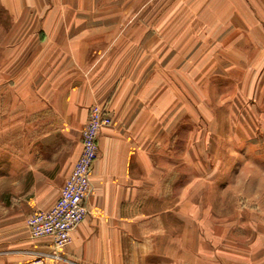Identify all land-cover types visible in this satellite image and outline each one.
<instances>
[{
	"label": "crops",
	"instance_id": "crops-1",
	"mask_svg": "<svg viewBox=\"0 0 264 264\" xmlns=\"http://www.w3.org/2000/svg\"><path fill=\"white\" fill-rule=\"evenodd\" d=\"M142 1L0 0V177L10 192L22 188L29 211L16 218L0 203V264H264V221L254 233L249 210L222 197L232 160L221 154L214 82L232 64L222 50L237 40V0H201L181 22L173 9L154 11L149 25ZM93 104L111 123L98 141L91 216L54 258L50 238H29L26 218L57 200ZM56 138L68 149L55 156Z\"/></svg>",
	"mask_w": 264,
	"mask_h": 264
},
{
	"label": "rangeland",
	"instance_id": "rangeland-1",
	"mask_svg": "<svg viewBox=\"0 0 264 264\" xmlns=\"http://www.w3.org/2000/svg\"><path fill=\"white\" fill-rule=\"evenodd\" d=\"M219 3L226 5L228 2L220 0ZM202 4L201 0H158L152 1L151 4L147 0L142 1L139 9L142 22L149 25L154 11L164 14L166 10L173 9L175 19L181 22L182 16L186 17L189 10L190 15L198 16L199 6ZM150 5H154V10H151ZM209 5L207 1L205 8L207 16ZM262 6L261 1L254 0L252 6L254 17H249L251 15L248 13L246 19L245 0H237L239 27L235 36L237 40L232 42L227 50H222V58H230L232 64L223 65L222 78L214 82L221 87L222 92L223 113L220 116L225 140L221 154L224 159L231 157L232 160L223 168L226 181L222 184L230 185L232 192L223 194L222 197L223 200L236 201L239 211L249 210L250 218L254 220V233L261 232V224L264 221V33L261 28L264 12ZM248 11L250 12V8ZM203 12L202 9L201 13ZM222 36L229 37V34L222 33ZM231 37L233 35L229 38ZM228 45L229 40L226 46ZM0 117L1 121L5 120V114ZM229 121L231 126L228 124ZM4 135L5 130H0V175L5 174L7 163V143ZM63 139L66 140L64 137ZM59 144L56 138L50 146H47L49 153L56 156L67 148V145L58 146ZM57 147H60L59 150ZM54 176L51 179L52 183L56 182ZM16 180L21 186V179H14ZM21 189L19 188V192H10L5 178L0 177V203L4 204L8 208V213L16 218L24 217L29 212ZM234 189L236 193L233 192Z\"/></svg>",
	"mask_w": 264,
	"mask_h": 264
},
{
	"label": "built area",
	"instance_id": "built-area-1",
	"mask_svg": "<svg viewBox=\"0 0 264 264\" xmlns=\"http://www.w3.org/2000/svg\"><path fill=\"white\" fill-rule=\"evenodd\" d=\"M110 123L105 107L98 104L89 107L81 130L80 155L65 178L57 200L49 208L37 210L26 218L25 226L31 240L51 239V257H59L58 252L69 243L71 232L91 216L89 197L93 191V166L99 156L98 141L102 129Z\"/></svg>",
	"mask_w": 264,
	"mask_h": 264
}]
</instances>
